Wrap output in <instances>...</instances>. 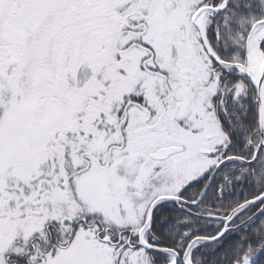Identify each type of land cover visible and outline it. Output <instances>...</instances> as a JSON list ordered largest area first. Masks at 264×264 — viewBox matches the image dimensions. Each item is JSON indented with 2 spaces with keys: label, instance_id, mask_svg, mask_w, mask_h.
Wrapping results in <instances>:
<instances>
[{
  "label": "snow or ice",
  "instance_id": "1",
  "mask_svg": "<svg viewBox=\"0 0 264 264\" xmlns=\"http://www.w3.org/2000/svg\"><path fill=\"white\" fill-rule=\"evenodd\" d=\"M0 264H264V0H0Z\"/></svg>",
  "mask_w": 264,
  "mask_h": 264
}]
</instances>
